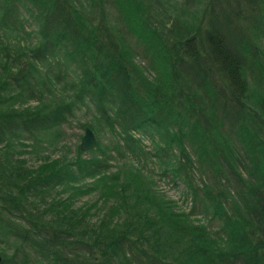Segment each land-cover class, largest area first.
Here are the masks:
<instances>
[{"label":"trees","instance_id":"16d2710c","mask_svg":"<svg viewBox=\"0 0 264 264\" xmlns=\"http://www.w3.org/2000/svg\"><path fill=\"white\" fill-rule=\"evenodd\" d=\"M16 1L39 19L38 29H26L23 12L14 13ZM113 1L126 28L153 53L156 74L136 63L122 46L124 39L106 27L107 0H86L82 8L75 0H0V264H264V98L247 79L251 67L243 59L251 47L247 42L239 47L234 36L242 10L230 4L215 9L212 3L201 38L231 97L244 98L248 106L233 109L231 126L253 162V179L238 174L236 198L230 193L226 205V192L213 195L204 179L210 167L220 171L216 155L233 153L230 134L226 138L217 132L222 120L212 122L215 129L207 125L209 108L202 106L201 95L208 93L206 73L192 93V83L177 69L178 59L171 58L178 45L168 49L159 29L147 24L141 12L132 11L125 0ZM249 1H257L258 8H252L260 16L252 24L259 31L264 0ZM95 10L101 25L89 17ZM181 32H174L180 42ZM33 33L36 43L23 45ZM160 43L168 54L163 61L157 56ZM59 54L75 76L52 71L60 64ZM191 55L198 56L199 50ZM87 99L97 110L96 121L88 124L98 135L108 126L113 139L106 144L98 139L88 157L78 144L73 157L48 154L37 166L29 165L26 155L40 154L47 149L45 142L58 148L59 128ZM148 159L161 167L162 176L183 185V196L192 200L190 211L158 194L153 179L135 166ZM121 160L134 166L127 171L132 164L126 162L113 171V163ZM228 163L237 170L234 157ZM97 192L98 197L78 203ZM206 200L211 219L220 221L215 235L192 217ZM111 201L114 206H108Z\"/></svg>","mask_w":264,"mask_h":264},{"label":"rangeland","instance_id":"374dc122","mask_svg":"<svg viewBox=\"0 0 264 264\" xmlns=\"http://www.w3.org/2000/svg\"><path fill=\"white\" fill-rule=\"evenodd\" d=\"M75 1L77 2L76 5L78 8H82L81 2H83L84 5H87L85 2L86 0ZM125 1H127L128 7L129 5H131L130 8H132V11L133 9H135L141 12V14H143V19L147 24H153L154 27H157L159 29L160 36L165 39L166 46L168 49H174L176 44L178 45L176 47L177 49L175 48L177 52L175 51V49L174 51L171 50V58L178 59L177 69L182 73L183 78L185 77L189 84L192 83V93L195 90V86L199 85L200 82L202 83L201 76L206 73L208 93H204L203 91L201 92V95L203 94L204 96L202 106L204 108H209L208 112L210 121H206L207 125L210 129L214 127L217 128L212 124V122H219L220 120H222L223 127H218L217 132L223 133L224 136H226L225 134L227 132L230 134L232 150L235 154L234 156H232L233 153L230 152L228 154V157L227 155L224 156V154L221 156H219V154L216 155L217 157H219L218 163L220 164V171L214 172L213 169L210 167L209 169H207L206 173H204V179L205 182L210 183L208 186L213 195H215L219 191H221L222 193L226 192L228 197H222V200L225 201L226 205H230V193L233 196L235 195V188L237 186L236 183L240 177V175L238 174H241L242 177L246 179H253L251 177L252 174H254V172L250 174L249 169L252 167L251 164L253 162H251V160H249V158L247 157L246 147L243 145V142L236 137L234 133V126H231L233 124V122H231L233 109L236 111H238V109L245 110L248 109V106L244 98H242L241 100L240 98H237L235 100L231 97L229 86L221 75V72L218 67L215 64L211 63V60L208 55L209 53H207L202 47L201 38L203 36L204 30H206L209 26L208 21L210 18V6L212 5V3H214L213 7L215 9L218 8L219 4L226 6L230 4L235 11L241 9V14L238 18L235 19V22L238 21V24H236L238 32L234 31V36L237 35L239 47H242L246 42V45L251 47L250 54L243 59L245 64L251 67V71L248 68L247 79L251 87L256 86V89L262 92V94L260 95V99L264 98V74L262 73V70H264V35L260 32L264 30V26H260V29L258 31L256 30L257 26L256 28H254V25L252 24L254 20L256 21V17L260 16V14H258L259 11L256 9L258 13H255V10L253 11L252 8L257 5V1H255L254 3H249V0H213L211 4L209 0ZM13 8L15 10L14 13H17V11L20 10L25 15L26 20L24 23L28 31H34L39 28V19L29 13V11H25V8L21 3H18L16 1ZM31 8L35 10L34 12H36L35 5H32ZM87 8L91 7L89 6L84 9ZM256 8H258V6H256ZM250 10H252L253 12H249ZM95 11H93L92 15L89 17H94L95 25L97 23L98 25H101L99 24L101 17L98 11ZM195 12L196 16H194ZM105 14L107 20L106 27L111 26V28L115 30V33H118L119 36L124 39V44H121L125 48V51L128 52L129 55L133 56V60L136 63L146 67L151 73L154 74L156 71L151 66V63L153 61V57H151V54L153 55V53L150 54L146 49L145 43L139 41L137 37L126 28V26L121 20V14L113 0H107V3L105 5ZM147 30L150 31L149 29ZM175 30L178 31V35H180V32L182 31L181 33H183L184 35V40L182 42H180L179 40L180 36L176 37L174 33ZM37 39L38 36L33 33L32 37L30 38V41H23V45H26L27 42L36 43ZM116 40H118V37H116ZM12 42L16 44V40L13 39ZM158 46L159 51L157 53V56L160 60L163 61V59H166L168 57V54L164 51V49H162L161 43ZM194 50H199L198 56L191 55ZM239 51L241 55L242 52L241 50ZM163 55L164 57L162 58ZM56 59L59 61L60 64H58L57 67H51L52 71L61 69L64 72L68 73L69 77L75 76L73 68L69 65L63 64L64 58L61 54H59ZM197 59L200 61H197ZM256 63L259 64V66L256 65ZM199 69H203L205 72L200 73ZM255 81L258 82L257 85ZM136 86L140 87V84L137 83ZM71 93L72 91L68 92V94ZM194 93H196V91ZM65 100L70 101L68 96L65 98ZM32 103H35V101L33 100ZM224 107L226 110L224 109ZM96 118L97 110L95 104L91 101V99H87V104L83 103L82 105L81 102L77 103L75 107V112L70 116V123H65L61 126V128H59L60 134L58 136V142L56 139V145L58 146V148H56V150H53V143L52 146H50L47 142H45L47 149L44 150L43 148L40 154L26 155L29 165L35 167L42 161L43 157L49 155L58 156L59 154H62L64 152H68L73 157L75 155V148L78 144L81 143L82 136L84 134V128L81 124H92L96 121ZM96 135L97 138L101 140L102 144H106L113 139L111 135V128H109L108 126H105L104 129L100 128L99 135L97 132ZM53 137L54 136L52 134V137L48 138L47 136V139L52 140ZM226 138L228 137L226 136ZM145 142L150 144V140L145 139ZM189 149L192 153L194 152V148L189 147ZM90 154L91 153L87 151V155H85L84 157H88L90 156ZM195 156L196 155L194 153L193 157L195 158ZM232 157H234V162L237 166L236 171L229 169L231 168V166L229 165L228 161ZM126 162L127 161L125 160L115 161L113 163V171L125 168ZM127 163L132 164L126 167V170L129 171L134 166V164L132 162ZM139 164L140 165L135 164V166L143 167V172L145 173V175L153 179L154 183H152V186L158 194V191L165 193L167 199L173 200L175 202V205L179 207V209L190 211L193 205L192 200L191 198H186L183 196L184 187L181 183L177 184L171 179L170 176H162V169L154 160L148 159V161H145V163L140 162ZM237 171H239V173H237ZM197 172L200 173L199 170H197ZM88 181H90V179H88ZM96 197H98V192L96 195L85 196L79 199L78 203L80 204L86 199ZM108 204V206H114L115 201H111V203L109 202ZM204 207L208 209L207 212L203 211V209H205ZM211 208V204L208 200L200 202L199 206L195 208V212L192 217L202 221L205 224L207 230H210L211 234L215 235L217 230L220 228V221L217 219H211ZM100 215H103V213H101ZM97 216H95L94 219H97ZM125 216V214L122 216L120 222L123 223Z\"/></svg>","mask_w":264,"mask_h":264},{"label":"water","instance_id":"95a60500","mask_svg":"<svg viewBox=\"0 0 264 264\" xmlns=\"http://www.w3.org/2000/svg\"><path fill=\"white\" fill-rule=\"evenodd\" d=\"M98 141L96 132L94 131L91 125H86L84 128V134L82 136V141L80 144V148L83 151H89L93 147L96 146ZM2 260V256L0 255V261Z\"/></svg>","mask_w":264,"mask_h":264}]
</instances>
